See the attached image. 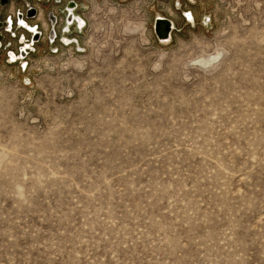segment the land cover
I'll return each mask as SVG.
<instances>
[{
	"label": "rangeland",
	"instance_id": "374dc122",
	"mask_svg": "<svg viewBox=\"0 0 264 264\" xmlns=\"http://www.w3.org/2000/svg\"><path fill=\"white\" fill-rule=\"evenodd\" d=\"M75 1L0 56V264H264V0Z\"/></svg>",
	"mask_w": 264,
	"mask_h": 264
},
{
	"label": "flooded vegetation",
	"instance_id": "af4514ba",
	"mask_svg": "<svg viewBox=\"0 0 264 264\" xmlns=\"http://www.w3.org/2000/svg\"><path fill=\"white\" fill-rule=\"evenodd\" d=\"M61 5L65 12H78L79 5L75 0H0V56L3 55L10 64L21 62L27 65L26 60L35 55L44 36L43 29L35 20L40 12H50L49 23L53 24L57 20L53 12H58L54 8ZM187 15L191 16L190 13Z\"/></svg>",
	"mask_w": 264,
	"mask_h": 264
},
{
	"label": "water",
	"instance_id": "95a60500",
	"mask_svg": "<svg viewBox=\"0 0 264 264\" xmlns=\"http://www.w3.org/2000/svg\"><path fill=\"white\" fill-rule=\"evenodd\" d=\"M189 17L190 16L187 15V18ZM173 29H174V23L171 20L163 18V17H157L155 19L154 30H155V34L158 36L159 39L170 40L171 32L173 31ZM38 33H41V32H38ZM22 66H23L22 68L25 70L27 65L26 63H22Z\"/></svg>",
	"mask_w": 264,
	"mask_h": 264
},
{
	"label": "snow or ice",
	"instance_id": "6c2138e0",
	"mask_svg": "<svg viewBox=\"0 0 264 264\" xmlns=\"http://www.w3.org/2000/svg\"><path fill=\"white\" fill-rule=\"evenodd\" d=\"M21 23L23 24V21H21ZM34 30V29H33Z\"/></svg>",
	"mask_w": 264,
	"mask_h": 264
}]
</instances>
